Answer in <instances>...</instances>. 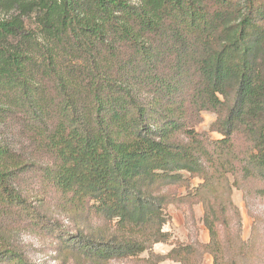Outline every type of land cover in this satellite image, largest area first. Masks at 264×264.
<instances>
[{
	"label": "trees",
	"instance_id": "obj_1",
	"mask_svg": "<svg viewBox=\"0 0 264 264\" xmlns=\"http://www.w3.org/2000/svg\"><path fill=\"white\" fill-rule=\"evenodd\" d=\"M1 14L0 123L28 149L0 143V264H30L12 229L45 223L24 188L81 227L67 259L264 264V0H0ZM204 112L221 139L196 131ZM170 205L189 243L164 231Z\"/></svg>",
	"mask_w": 264,
	"mask_h": 264
},
{
	"label": "rangeland",
	"instance_id": "obj_2",
	"mask_svg": "<svg viewBox=\"0 0 264 264\" xmlns=\"http://www.w3.org/2000/svg\"><path fill=\"white\" fill-rule=\"evenodd\" d=\"M1 14L0 17H3ZM25 25L33 30H37L36 25L32 17L24 19ZM202 122L196 127L198 133H206L210 140H219L221 135L210 132L209 128L214 124L216 116L210 112H204L201 114ZM0 143L8 146L9 148L16 150L23 155L27 154L28 145L17 133L13 124L3 122L0 123ZM198 181H192L193 185H196ZM27 189V190H26ZM37 189L24 188V193L30 202H36L39 204V211L44 220V224L37 226H31L28 224L16 226L12 229V245L16 250L25 258L30 264H86L75 260L71 257L68 259L64 257L61 252V243L65 245L70 244L75 235L78 233L81 227L78 228V223L72 220L68 215L61 212L59 206L56 205V199L51 196L35 198ZM42 192V190H40ZM183 192L182 190L180 191ZM232 201L234 205L239 209L242 219V239L248 240L253 225V218L248 214V209L244 206L242 200V193L234 190L232 193ZM257 213L264 214V202L251 208ZM195 219L199 220L201 217V208L199 206L194 207ZM166 224L164 225V231L171 235V241L180 243H189V238L194 234V229L190 228L191 223L185 221L184 215L181 209H177L170 205L165 211ZM24 226V227H23ZM198 240L201 243L208 242V233L203 225L197 223ZM169 245L157 244L153 247L155 253L164 255L170 250ZM147 254L144 253L140 256L141 259L146 258ZM203 264H212L210 256L205 255L203 257ZM108 264H138L136 262H111ZM161 264H175L172 262H163Z\"/></svg>",
	"mask_w": 264,
	"mask_h": 264
}]
</instances>
